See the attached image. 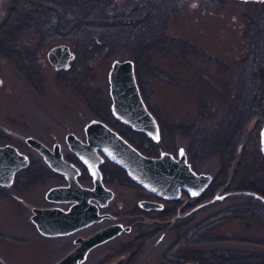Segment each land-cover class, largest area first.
Masks as SVG:
<instances>
[{"label": "rangeland", "instance_id": "1", "mask_svg": "<svg viewBox=\"0 0 264 264\" xmlns=\"http://www.w3.org/2000/svg\"><path fill=\"white\" fill-rule=\"evenodd\" d=\"M261 7V1L182 0L162 37L144 55L118 43L112 54H99L71 74L53 66L47 52L66 42L76 53L74 44L65 39L45 41L13 9L14 0H0V27L4 26L0 29V144L12 143L32 160L17 172L14 183L0 185V264H49L70 248L63 234L44 235L31 219L33 207L48 203L47 190L64 179L52 172L26 137L48 145L59 141L72 156L66 134L85 138V125L99 118L90 105L92 97L110 104L111 120L117 123L108 78L114 59L134 60L147 106L169 126L163 144L158 141L159 152L178 156L184 147L197 172L216 176L222 159L215 143L239 93L248 26ZM254 122L253 118L247 123L243 139L250 136ZM240 155L237 151L230 176ZM108 170V185L115 191L112 211L121 216L139 214V200L149 195L142 186L124 184L113 169ZM181 198L187 205L172 218L207 201ZM183 200L168 203L173 214ZM173 214H160L166 220L136 223L131 232L96 247L83 264H204L203 256L212 259L216 250L226 247L244 249L255 261L264 260V204L256 197L228 195L186 217L167 219Z\"/></svg>", "mask_w": 264, "mask_h": 264}, {"label": "water", "instance_id": "2", "mask_svg": "<svg viewBox=\"0 0 264 264\" xmlns=\"http://www.w3.org/2000/svg\"><path fill=\"white\" fill-rule=\"evenodd\" d=\"M47 55L51 64L57 69H69L71 62L76 57V53L66 42L54 44L48 50ZM108 78L113 114L121 121L131 124L135 129L145 131L155 141H160V125L143 98L134 60L131 58L114 59L109 69ZM85 133L86 140L80 138L75 132H69L67 140L92 174L93 187L81 184L78 179L79 167L64 158L61 143H55L52 149L34 136L26 137V141L39 150L46 162L54 170L64 173L69 180L68 185H54L49 188L46 192L47 198L54 201H75L69 209L59 206L33 207L32 220L39 231L45 235L67 234L101 218L97 206L89 203V199L91 197L111 199L114 196V191L105 187L103 183L100 164L104 158L98 154L97 147H102L113 162L126 169L134 181L162 198L177 199L180 198L183 191L192 197H198L212 181L211 173L197 172L192 167L184 147H180L178 156L168 150L161 151L158 156H148L107 122L99 118H93L85 125ZM260 140L264 154V124L260 131ZM29 163L28 154L21 152L16 145L12 143L0 144V184L11 185L16 173L27 167ZM238 194L252 195L264 203V196L257 191L232 190L224 194L217 193L211 199L200 203L186 213L178 214L172 220L174 221L177 217H186L197 209L225 196ZM139 205L144 209H162L164 204L159 200L141 199ZM124 228L130 230L131 226L124 227L122 223H115L88 237L79 236L78 240L81 241V245L52 264H80L91 248L115 237Z\"/></svg>", "mask_w": 264, "mask_h": 264}, {"label": "trees", "instance_id": "3", "mask_svg": "<svg viewBox=\"0 0 264 264\" xmlns=\"http://www.w3.org/2000/svg\"><path fill=\"white\" fill-rule=\"evenodd\" d=\"M181 2L182 0H14L13 9L24 17V21H30L31 26L37 29L45 41L54 43L65 39L74 44L76 58L71 67L64 70L76 74L88 64V60L99 54H112L118 43L124 42L139 56L144 55L150 50L149 46L162 37L168 19ZM261 4L258 18L249 23L247 30L248 48L240 60L239 93L230 106L229 118L219 130L215 143L222 166L215 181L196 201L211 197L229 177V188L254 190L264 196V154L257 137L264 123V1ZM92 98H89V102L97 117L126 134L123 128L111 120L110 104L103 103L96 97ZM157 118L161 130L160 144H163L164 134L169 126H166L160 116ZM253 118L255 122L250 136L243 139L247 123ZM237 151L241 154L240 160L230 176L229 171ZM111 169L124 184H137L121 166L113 164ZM87 174L84 168L83 177ZM150 195L153 196V193ZM174 201L177 203L179 199ZM173 212L168 205L160 214L167 216ZM212 255L213 260L210 257L201 258L204 264L264 263L262 259L255 261L247 251L236 247L221 248Z\"/></svg>", "mask_w": 264, "mask_h": 264}, {"label": "flooded vegetation", "instance_id": "4", "mask_svg": "<svg viewBox=\"0 0 264 264\" xmlns=\"http://www.w3.org/2000/svg\"><path fill=\"white\" fill-rule=\"evenodd\" d=\"M152 111V110H151ZM154 113V112H153ZM114 120H117V123L121 128H123V130L125 131L126 134H122L115 126H112L110 125L113 129L117 130L123 137H125L131 144H133L136 148H138L142 153L148 155V156H158L160 155L161 152H159V147H158V141H155L151 136H149L145 131H142V130H138V129H135L131 124L129 123H126V122H123L121 121L119 118H117L114 114ZM156 116V115H155ZM157 117V116H156ZM158 119V118H157ZM68 134V133H67ZM66 134V136H67ZM81 138V137H80ZM83 140H86V137L85 138H82ZM66 141H67V144H68V148L70 149L71 151V154L72 156H69L67 155L63 149H62V144H61V150H62V153H63V156L65 159H67L68 161H71L73 162L75 165H77L79 167V170H80V173L78 175V179L79 181L81 182V184L83 186H87V187H93L94 186V179H93V176L92 174L90 173L88 167L86 166V164L82 161V159L79 157V155L70 147V144L66 138ZM59 141H55L53 142L52 145H48L49 147H51L52 149L54 148V145L55 143H57ZM61 143V142H59ZM143 145L145 147H143ZM36 149V148H35ZM37 150V149H36ZM37 152H39V150H37ZM97 152L100 156H102L104 158V160L102 161V163L100 164V169H101V172H102V179H103V183L105 185V187L107 188H111L109 185H108V177H110V170L108 169H111L110 167L114 164V165H118L116 164L115 162H113L107 155L106 153L104 152L103 148L102 147H97ZM40 153V152H39ZM40 155L44 158V156L40 153ZM30 157V156H29ZM45 160V159H44ZM31 158H30V164H31ZM29 164V165H30ZM112 164V165H111ZM28 165V166H29ZM84 168L87 170L88 172V175L86 177V175L83 177V171H84ZM123 168V167H122ZM124 169V168H123ZM52 172H54V174L58 175V176H61L64 181L63 182H59L55 185H68L69 184V180L67 179V177L65 176L64 173L62 172H59V171H56L54 169H52ZM125 172L127 173L126 169H124ZM128 174V173H127ZM16 176L17 174L15 175V179H16ZM85 178L87 180V178L90 180V182L88 181H85ZM215 178L216 176L213 175V178H212V181L210 183V185L215 181ZM15 179H14V182H15ZM13 182V183H14ZM229 183H230V179H228L224 184L220 185L214 192V194L207 198V199H203L201 200L202 201H205V200H208L212 197H214L217 193H221V192H227V191H230V190H234V189H231L229 188ZM1 185V184H0ZM209 185V186H210ZM208 186V187H209ZM7 187V186H5ZM207 187V189H208ZM144 191L147 192V194L149 195V198H146V199H149V200H160L163 202V208L162 209H157V208H152V209H144L141 207V210L139 212V214L137 215H119L115 212L112 211L111 209V203H112V200L115 196V191H114V196L111 198V199H106L104 197H102V199H97V198H94V197H91L89 199V203L93 204V205H96L97 208H98V212L99 214L101 215V218L100 219H97L95 221H93L92 223L88 224V225H85L84 227L80 228V229H77L73 232H70V233H67V234H63L62 236H65L66 238H68V244L70 246V248L68 249V251L60 258H58L57 260L49 263V264H52L58 260H60L61 258H63L65 255H67L70 251H72L73 249H75L76 247L80 246L81 245V241L78 240L79 236H83V237H88L90 235H92L93 233L97 232L98 230L100 229H103L105 227H108L110 225H113L115 223H122L124 225V227L126 226H131V229L130 230H126V228L123 229V231L121 233H119L118 235H116L115 237L123 234V233H129L133 230V227L135 226L136 223H146V222H149L153 220H166V218H161L160 217V211L162 210H165L166 206L168 205V203H171V204H174L176 203L174 200L176 199H173V200H170V199H166V198H161V197H158L156 196L155 194L150 195L151 192H149L148 190H146L144 187H141ZM183 196V198H186V199H190L192 198L189 193L183 191L181 197ZM45 197L48 201L47 204L45 205H42L43 207H53V206H59V207H62L64 209H69L71 207V205H73L75 203V201H54V200H50L47 198L46 196V193H45ZM178 198L179 201H182L183 199L182 198ZM144 199V198H142ZM141 200V199H140ZM184 201V200H183ZM104 202V203H103ZM186 205V200L183 202V204H181L179 206V208H177V212H175L172 216L170 217H167V219H170L172 218L173 216H175L177 213H180L184 210V207ZM170 206V205H169ZM170 209H171V206H170ZM33 210V209H32ZM129 216H132L129 218ZM133 220L135 218H137L136 220H129V219ZM31 219H32V215H31ZM154 223H158L157 221H155ZM37 227V226H36ZM47 236H50V235H47ZM115 237L103 242V243H100L96 246H94L93 248H91L87 254H86V257H85V261L87 260V258L89 257V254L98 246L100 245H103V244H106L107 242H109L110 240L114 239ZM78 240V241H76ZM67 244V245H68ZM123 257H120L119 260H122ZM85 261H83L81 264H83ZM115 262V260L113 261Z\"/></svg>", "mask_w": 264, "mask_h": 264}, {"label": "snow or ice", "instance_id": "5", "mask_svg": "<svg viewBox=\"0 0 264 264\" xmlns=\"http://www.w3.org/2000/svg\"><path fill=\"white\" fill-rule=\"evenodd\" d=\"M193 195H195V193H193Z\"/></svg>", "mask_w": 264, "mask_h": 264}]
</instances>
